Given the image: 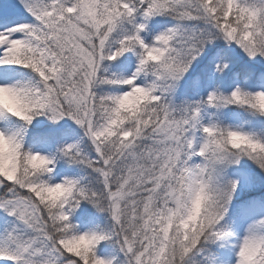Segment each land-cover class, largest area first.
Listing matches in <instances>:
<instances>
[{"label":"snow or ice","instance_id":"1","mask_svg":"<svg viewBox=\"0 0 264 264\" xmlns=\"http://www.w3.org/2000/svg\"><path fill=\"white\" fill-rule=\"evenodd\" d=\"M257 65L264 0L0 4V264H264Z\"/></svg>","mask_w":264,"mask_h":264},{"label":"trees","instance_id":"2","mask_svg":"<svg viewBox=\"0 0 264 264\" xmlns=\"http://www.w3.org/2000/svg\"><path fill=\"white\" fill-rule=\"evenodd\" d=\"M0 1H1V0H0ZM161 30H162V29H161ZM244 63H246V61L243 59V57H239V58H238V63H237V65H236V68L239 69ZM254 71H255L256 74H258L259 71H264V67H261V66L257 65V66L254 68ZM73 138H76V137L73 136ZM59 167H65L63 170H67V169L72 168V170L75 169V170L79 171V170L76 168V166H73V165H67V164H64V163H61V165H60ZM61 169H62V168H61ZM70 171H71V170H70ZM81 174H83V173L81 172ZM258 193H260V192H258ZM260 194H261V193H260Z\"/></svg>","mask_w":264,"mask_h":264},{"label":"rangeland","instance_id":"3","mask_svg":"<svg viewBox=\"0 0 264 264\" xmlns=\"http://www.w3.org/2000/svg\"><path fill=\"white\" fill-rule=\"evenodd\" d=\"M14 3V0H1L0 1V4H2L4 6V9L7 11L11 4ZM262 72V71H259V73ZM259 73L257 74V77L259 76ZM70 141H74L76 138H73V137H69L68 138ZM62 168V169H61ZM65 167H59V171L61 172H69V173H75V172H78L77 170L70 168V169H67V170H63ZM71 170V171H70ZM260 191H257L256 193H254V195H257L259 196L260 193H258Z\"/></svg>","mask_w":264,"mask_h":264}]
</instances>
